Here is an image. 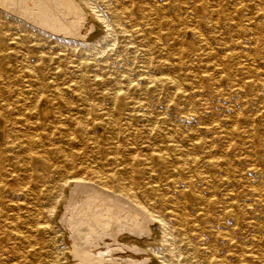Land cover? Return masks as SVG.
I'll use <instances>...</instances> for the list:
<instances>
[{
    "label": "rangeland",
    "instance_id": "rangeland-1",
    "mask_svg": "<svg viewBox=\"0 0 264 264\" xmlns=\"http://www.w3.org/2000/svg\"><path fill=\"white\" fill-rule=\"evenodd\" d=\"M90 1L98 6L100 4V0ZM254 1L257 0H246L244 12L239 11L237 16L242 26L249 28L248 34L255 29L254 24L246 19L256 8ZM224 2L233 9L237 0ZM212 9L216 10L215 0H171L165 6L171 19L170 26L165 30L168 35L163 45L159 42L152 45L149 56L153 61L168 60L179 66V69L168 71L176 74L177 81H180L176 89L170 83L154 85L145 81L146 73L151 76L164 74L154 67L151 59H147L139 35L129 36L112 31L103 20H95L83 27L85 40L80 41L78 36L54 34L44 26L37 27L31 20L3 9L0 4V33H11L16 40L9 44L7 55L0 57V109L4 104L12 106H9L7 116L0 117V168L10 174L3 179L5 188L0 187V264H10L11 259L25 264H84L82 259L73 254L71 256L67 249L68 231L61 223V217L47 212L53 194L60 195L64 189H74L79 182L77 179L92 181L89 170L93 167L102 166L113 174L125 166L130 157L143 155L147 146L143 142L144 136L137 138L140 143L138 147L133 143L131 131H119L120 123L132 116V108L141 105L151 117L144 122L133 119L134 127L141 129V132H145L152 121L161 126L164 118L167 124L185 129L193 124L214 126L207 140L217 147L231 141L235 147L232 148L234 153L231 160L239 169V176L228 186L218 182L222 193L227 189H232L234 193L230 218L233 241L229 252L223 251L221 255L228 260L227 264H264V204L252 205V190L264 182L263 97L252 86L244 92L238 91L234 79L232 82L227 76L226 65L228 53L234 46V31L225 18L226 14L217 11L222 20V23H218L213 19L217 17L216 11L210 16ZM201 19L208 21L200 30L205 40L196 30L197 22ZM246 48L247 44L243 43L239 50ZM210 50L223 57L222 64H214L208 55ZM256 55L263 67L264 49L259 47ZM238 61L246 62L243 57ZM238 61L234 66L236 69ZM28 66L36 67L32 73L33 82L22 72ZM215 66L220 70L217 79L211 78ZM242 76L236 70L235 79ZM253 78L257 79V75ZM36 90L40 93H36ZM179 92H183V95H179ZM235 107L242 112L246 109L247 119L238 121L236 133L229 138L227 132L233 124L231 112ZM183 108L190 112L187 120L181 119L179 114ZM57 115H62L64 122L55 127L53 121ZM82 117L86 118L87 124L77 123ZM113 119L120 120V123H113ZM32 123L37 128L31 127ZM49 132L52 134L47 136ZM38 134H42V137L38 138ZM34 137L33 151L46 153L49 157L46 168L29 162L26 147ZM135 162L133 165H137ZM250 163L260 167L258 175L244 171ZM131 170L133 179L142 183L141 175L135 169ZM106 183L111 188L117 181L109 180ZM95 188L90 186L88 191ZM99 192L92 194L98 197ZM185 202L190 209V199H185ZM65 204L63 201L62 208ZM153 204V200H148L147 207L152 212L159 211ZM144 214L153 219L151 235L156 237L161 231L157 225L158 219ZM6 222L17 223L25 233V224L39 225L34 244L22 243L6 234ZM106 240L112 244L111 239ZM168 240L160 246L151 244L148 249L144 242H140L138 245L141 249L138 253L134 252L138 256L143 254V264H199L201 256L191 253L188 240L182 236L168 237ZM122 242L121 246L125 244Z\"/></svg>",
    "mask_w": 264,
    "mask_h": 264
},
{
    "label": "bare ground",
    "instance_id": "bare-ground-1",
    "mask_svg": "<svg viewBox=\"0 0 264 264\" xmlns=\"http://www.w3.org/2000/svg\"><path fill=\"white\" fill-rule=\"evenodd\" d=\"M169 1L171 0H100L101 6L99 4L100 10L98 11L99 6L90 0H0V4L3 9H8L14 14L18 13L26 20H31L35 25L37 24V27L38 25L44 26L47 30L54 31V34L56 32V34L59 33L68 37L78 36L80 41L85 40L83 35L85 32L82 30L89 24L88 22L103 20L112 31H118L129 36L139 35L142 46L145 47L147 59L150 60L149 54L152 45L156 42L163 45L168 35L165 30L170 26L171 19L167 16L168 12L166 13L165 6ZM235 4L236 6L232 9L224 0H215L216 10H210V16L211 14L214 15L215 11L225 13V18L228 19L229 26L234 31V46L228 53L226 73L232 82L234 79L238 91L244 92L250 86L255 87L256 90H259L257 94L263 97L264 102V65L261 67L260 58L256 55L259 47L264 49V1H254L256 8L246 18L254 24L255 29L252 34H248L249 28H244L242 22L237 19L238 12L245 10L246 0H237ZM218 12L217 17L213 19L222 23L221 18L218 17ZM226 19H224L225 22ZM205 20L201 19L197 22L196 27L200 37L204 40L206 38L200 33V30L203 25L207 24L208 21L205 22ZM246 36L248 38L245 40ZM15 42L16 40L11 33H0V57H5L6 51L10 49L9 44ZM243 43L247 44L246 50H239ZM208 55L211 56L215 65L222 64L223 57L218 56L213 50H210ZM241 57L246 62L238 61V59L241 60ZM236 61H238L237 69L234 67ZM152 63L164 75L151 76L146 75V73L144 75L145 81L151 84L155 83L154 85H160L164 82L170 83L176 89L179 88L180 81H177V75L168 72L172 71L171 69H179V66L168 60H152ZM35 68L28 66L22 71L31 82L34 81L32 73ZM236 70H239L243 76L235 79ZM219 71L218 67L215 66V73L211 75V78L217 79ZM256 75L257 79H254L253 76ZM182 80L184 81V78ZM37 92L39 91L36 90ZM179 95H183V92H179ZM241 102L246 105L242 99ZM9 106L12 107L11 105H3V108L0 109V117L7 116L10 112ZM184 108L180 110L179 114L181 119L187 120L190 112ZM132 109V116L127 118L126 122L120 123V120L117 119H113L112 122L120 123L119 131L121 132L124 130L125 132L131 131L133 143L138 147L140 143H138L137 138L141 135L144 136V140H142L147 146L144 147L143 155L139 158L130 157L126 160V165L113 174L105 171L102 166L93 167L89 170V174L93 177L92 181L83 182L77 179L79 182L77 181L78 185L74 189H64L60 195L53 194L51 207L47 212H50L52 216L61 217V223L68 231V233L66 231L67 249L70 250L71 256L73 254L74 257L82 259L84 264H143V254L139 256L137 254L138 250L141 249L138 243L144 242L148 249L151 244L163 245L169 241L168 237L182 236L188 240L191 253L195 256H201L199 257V264H227L228 260L222 257L221 252H229L228 248L233 241V228L230 218L234 206V193L232 189H227L222 193L218 182L228 186L239 176V169L234 166L231 160L235 147L231 141H227L225 146L217 147L207 140L214 129V126L210 124L205 127L193 124L185 129L183 126L167 124L161 117L164 124L157 126L152 121L147 130L141 132V129L134 127L133 119L141 122L149 121L151 119L150 114L142 105ZM79 112L82 113L81 110ZM231 113L233 124L227 132L229 138H233L236 133L238 121L241 118L247 119L246 109L242 112L235 107ZM61 116L55 117L53 121L55 127L64 122ZM77 123L84 125L87 124V120L82 117ZM32 125L33 123L30 126L37 128V126ZM75 131L78 130L75 129ZM50 134L52 132L47 133V136ZM39 137L41 138L42 134H38ZM35 141L36 137L30 139L29 145L26 147L29 162L46 168L49 165V157L46 153L41 154L33 151L32 145ZM1 147L3 148V145ZM135 161L137 165H133ZM259 168L250 163L244 168V171L258 175L260 173ZM131 169H135V172L141 175L142 183L133 179ZM9 176L8 172L0 168V182L2 184L0 187L5 188L3 185L5 180L3 179ZM109 180L112 182L115 180L117 184L111 188L107 187L106 181ZM90 186L97 187V189L88 191ZM99 188L101 189L100 192L98 191ZM252 191L254 197V204L252 205L256 207L261 203L264 204V182ZM93 192H99L100 195L97 197L96 194H92ZM170 193L171 195H169ZM185 199H190L192 205L190 209L187 208ZM148 200H153L155 203L153 205L159 211L152 212L147 207ZM63 201L66 202L63 205V208L66 207L64 209L62 208ZM220 202L222 203L221 206L219 205ZM144 213L158 219L157 225L161 231L156 237L151 235L153 219L147 218ZM16 218H18L17 215ZM6 223L8 225V228L4 229L6 234L13 236L22 243L34 244L39 225L25 224V233L19 229L17 223ZM105 239H111L112 244ZM120 241L125 242V244L121 246ZM134 251L138 252L135 253ZM145 260L148 261L147 258ZM9 261H11L10 264H25L23 261H13L12 259Z\"/></svg>",
    "mask_w": 264,
    "mask_h": 264
}]
</instances>
